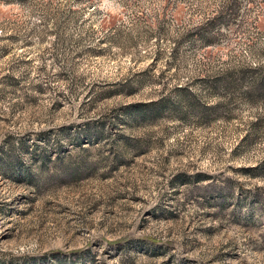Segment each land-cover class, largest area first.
I'll list each match as a JSON object with an SVG mask.
<instances>
[{
  "label": "rangeland",
  "instance_id": "obj_1",
  "mask_svg": "<svg viewBox=\"0 0 264 264\" xmlns=\"http://www.w3.org/2000/svg\"><path fill=\"white\" fill-rule=\"evenodd\" d=\"M0 264H264V0H0Z\"/></svg>",
  "mask_w": 264,
  "mask_h": 264
}]
</instances>
